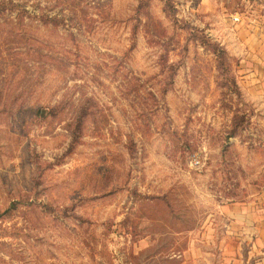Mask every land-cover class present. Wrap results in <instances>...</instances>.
I'll return each mask as SVG.
<instances>
[{"label":"rangeland","instance_id":"rangeland-1","mask_svg":"<svg viewBox=\"0 0 264 264\" xmlns=\"http://www.w3.org/2000/svg\"><path fill=\"white\" fill-rule=\"evenodd\" d=\"M257 218L264 0H0V264H252Z\"/></svg>","mask_w":264,"mask_h":264},{"label":"crops","instance_id":"crops-1","mask_svg":"<svg viewBox=\"0 0 264 264\" xmlns=\"http://www.w3.org/2000/svg\"><path fill=\"white\" fill-rule=\"evenodd\" d=\"M260 219L257 218V224L255 225L256 227L258 226L257 229L261 231V234L256 236L255 238H252L254 242L260 241L262 245H264V225H261V222H259ZM261 221V220H260ZM252 224H254V221H251ZM260 254L257 255V257L254 258L252 264H264V249L260 250Z\"/></svg>","mask_w":264,"mask_h":264},{"label":"built area","instance_id":"built-area-1","mask_svg":"<svg viewBox=\"0 0 264 264\" xmlns=\"http://www.w3.org/2000/svg\"><path fill=\"white\" fill-rule=\"evenodd\" d=\"M191 159H192V162L193 163H196V164H198L199 161H200L196 154H193L192 157H191Z\"/></svg>","mask_w":264,"mask_h":264},{"label":"trees","instance_id":"trees-1","mask_svg":"<svg viewBox=\"0 0 264 264\" xmlns=\"http://www.w3.org/2000/svg\"><path fill=\"white\" fill-rule=\"evenodd\" d=\"M213 48H215V46L213 47ZM214 51H217V55L220 53V49H215ZM12 205H13V203H11V205H9L7 208H5V210H7V209H9L10 207H12Z\"/></svg>","mask_w":264,"mask_h":264}]
</instances>
